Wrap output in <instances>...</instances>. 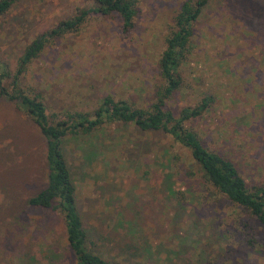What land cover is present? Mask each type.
<instances>
[{
	"label": "rangeland",
	"instance_id": "1",
	"mask_svg": "<svg viewBox=\"0 0 264 264\" xmlns=\"http://www.w3.org/2000/svg\"><path fill=\"white\" fill-rule=\"evenodd\" d=\"M184 1L138 0L127 34L117 15L90 14L46 46L23 87L40 93L50 114L95 109L106 95L148 107L160 85L164 40ZM92 3L19 0L0 18V61L14 73L36 39ZM192 45L168 108L177 113L213 97L209 112L188 125L234 163L249 188L264 185V1L210 0L193 26ZM63 147L86 224L110 221L107 210L115 207L114 215L132 220V237L148 241L162 259L158 264H264V224L206 183L168 136L116 125L94 139L70 137ZM44 151L34 124L0 97V264H72L60 216L26 205L46 183ZM52 254L60 259L51 262Z\"/></svg>",
	"mask_w": 264,
	"mask_h": 264
},
{
	"label": "trees",
	"instance_id": "2",
	"mask_svg": "<svg viewBox=\"0 0 264 264\" xmlns=\"http://www.w3.org/2000/svg\"><path fill=\"white\" fill-rule=\"evenodd\" d=\"M18 1L0 0V18ZM209 1L186 0L176 12L173 30L166 36L164 49L157 61L160 85L154 91L153 102L145 108L106 95L97 101L95 109H63L50 114L42 95L35 90L28 91L22 85V78L28 67L46 46L56 38L77 31L90 14L117 15L121 19L122 32H130L137 15L138 0H92L90 8L62 22L56 29L42 34L26 48L14 73L0 61V97L23 112L45 142L46 183L27 199L26 205L60 216L65 229V245L71 255L72 264H158L162 261L153 256L148 241L132 237V220H125L121 213L114 215L115 207L107 210L110 217H113L110 221L97 220V225L94 226L86 224L79 211L76 187L64 156V141L70 137L94 139L108 127L116 125L132 126L141 135L168 136L174 147L186 152L189 164L200 170L206 183L230 204L241 208L264 224V185L249 188L234 163L208 149L198 133L188 125L209 112L214 98L204 96L195 106L184 107L177 113L167 106V102L182 87L181 68L193 49V26ZM88 144L93 143L91 141ZM176 159L177 155L173 154L171 162H176ZM168 191L175 193L172 187ZM121 229L126 232L122 234ZM251 239L248 236L243 238L250 250L255 244ZM182 244L183 242H179L175 247L181 248ZM197 258L201 259L202 256ZM59 259V255L57 258L56 254H52L51 262Z\"/></svg>",
	"mask_w": 264,
	"mask_h": 264
}]
</instances>
